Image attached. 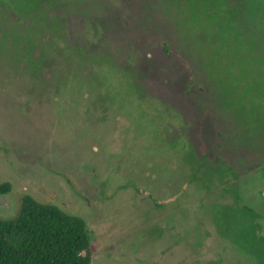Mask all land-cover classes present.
Wrapping results in <instances>:
<instances>
[{
    "label": "rangeland",
    "instance_id": "374dc122",
    "mask_svg": "<svg viewBox=\"0 0 264 264\" xmlns=\"http://www.w3.org/2000/svg\"><path fill=\"white\" fill-rule=\"evenodd\" d=\"M52 3L0 6V219L80 216L92 264H264V0Z\"/></svg>",
    "mask_w": 264,
    "mask_h": 264
},
{
    "label": "trees",
    "instance_id": "16d2710c",
    "mask_svg": "<svg viewBox=\"0 0 264 264\" xmlns=\"http://www.w3.org/2000/svg\"><path fill=\"white\" fill-rule=\"evenodd\" d=\"M47 1L0 0V6L3 5L1 6L3 11L8 12L12 18L18 19V14L22 15L28 10L37 14L41 11L46 13L47 8L44 4ZM62 1L53 0L49 10H52L54 16L56 10L54 7ZM46 23L47 21L41 22L44 28ZM44 33L45 31L41 32V35ZM162 46L166 53H170L166 44ZM185 69L189 85L193 83L201 85L202 82L196 78L195 73L187 67ZM48 75L49 73L44 71L42 76L47 78ZM203 88L204 86L200 89L204 90ZM187 93L188 90L185 95ZM199 105L208 111L204 103L200 102ZM209 114L217 117L211 112ZM212 122L215 140L220 147L222 132L216 128L217 122L215 120ZM238 127L240 126L237 124V129ZM248 127L245 125L240 131L246 133L250 129ZM9 191V183L0 185V194ZM92 259L91 239L86 221L80 216L65 212L55 204L42 203L31 195H25L16 216L0 219V264H92Z\"/></svg>",
    "mask_w": 264,
    "mask_h": 264
}]
</instances>
